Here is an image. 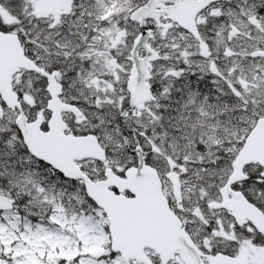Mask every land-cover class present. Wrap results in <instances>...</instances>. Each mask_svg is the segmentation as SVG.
Listing matches in <instances>:
<instances>
[{"label":"snow or ice","instance_id":"6c2138e0","mask_svg":"<svg viewBox=\"0 0 264 264\" xmlns=\"http://www.w3.org/2000/svg\"><path fill=\"white\" fill-rule=\"evenodd\" d=\"M0 264H264V0H0Z\"/></svg>","mask_w":264,"mask_h":264}]
</instances>
